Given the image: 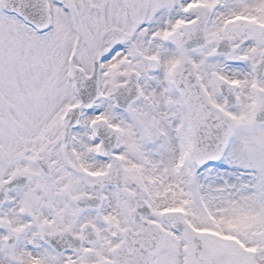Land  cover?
<instances>
[{
  "label": "snow or ice",
  "instance_id": "6c2138e0",
  "mask_svg": "<svg viewBox=\"0 0 264 264\" xmlns=\"http://www.w3.org/2000/svg\"><path fill=\"white\" fill-rule=\"evenodd\" d=\"M0 264H264V0H0Z\"/></svg>",
  "mask_w": 264,
  "mask_h": 264
}]
</instances>
